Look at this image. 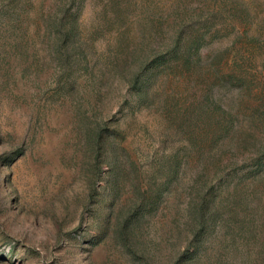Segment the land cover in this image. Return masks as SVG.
<instances>
[{
	"label": "rangeland",
	"instance_id": "1",
	"mask_svg": "<svg viewBox=\"0 0 264 264\" xmlns=\"http://www.w3.org/2000/svg\"><path fill=\"white\" fill-rule=\"evenodd\" d=\"M0 264H264V0H0Z\"/></svg>",
	"mask_w": 264,
	"mask_h": 264
},
{
	"label": "trees",
	"instance_id": "2",
	"mask_svg": "<svg viewBox=\"0 0 264 264\" xmlns=\"http://www.w3.org/2000/svg\"><path fill=\"white\" fill-rule=\"evenodd\" d=\"M261 160V158H259V161Z\"/></svg>",
	"mask_w": 264,
	"mask_h": 264
}]
</instances>
